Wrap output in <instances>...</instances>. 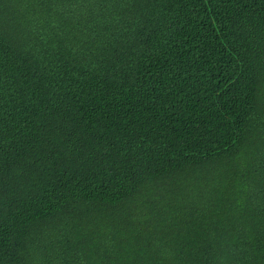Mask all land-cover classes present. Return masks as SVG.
Listing matches in <instances>:
<instances>
[{
  "label": "trees",
  "instance_id": "16d2710c",
  "mask_svg": "<svg viewBox=\"0 0 264 264\" xmlns=\"http://www.w3.org/2000/svg\"><path fill=\"white\" fill-rule=\"evenodd\" d=\"M0 264H264V0H0Z\"/></svg>",
  "mask_w": 264,
  "mask_h": 264
}]
</instances>
